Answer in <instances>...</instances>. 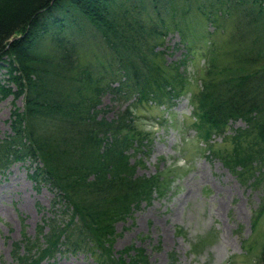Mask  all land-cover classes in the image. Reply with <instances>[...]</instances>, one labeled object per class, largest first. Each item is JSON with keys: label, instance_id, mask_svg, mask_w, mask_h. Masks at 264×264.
I'll return each instance as SVG.
<instances>
[{"label": "trees", "instance_id": "1", "mask_svg": "<svg viewBox=\"0 0 264 264\" xmlns=\"http://www.w3.org/2000/svg\"><path fill=\"white\" fill-rule=\"evenodd\" d=\"M192 13L213 27L201 67L187 25ZM171 31L186 52L167 62L163 39ZM0 67L7 76L0 101H23L11 113L12 134L0 139V175L29 163L30 178L65 202L59 214L52 208L45 243L24 234L11 243L16 264H41L58 252L88 254L95 264H146L133 245L122 252L128 261L112 252L115 225L170 182L163 172L135 175L152 135L138 125L140 106L169 112L188 95L198 152L241 183L264 176V0H0ZM107 95L128 103L110 119L101 106ZM237 121L245 126L227 134ZM263 216L264 195L252 228ZM255 264H264V244Z\"/></svg>", "mask_w": 264, "mask_h": 264}, {"label": "rangeland", "instance_id": "2", "mask_svg": "<svg viewBox=\"0 0 264 264\" xmlns=\"http://www.w3.org/2000/svg\"><path fill=\"white\" fill-rule=\"evenodd\" d=\"M187 25L192 26L195 40L194 65L201 67L200 55L209 45L204 34L212 32L213 27L194 13L188 16ZM163 40L168 48L167 62L183 57L186 50L179 44L177 32H169ZM186 69L191 72L192 66L187 64ZM6 78V70L0 67L2 84ZM191 88L195 90L193 82ZM127 104L113 102L107 95L101 106L110 119ZM15 107L23 109L21 98L14 100L9 96L0 101V139L12 134L11 113ZM191 112L188 95L169 112L147 106L135 111L139 127L152 133L149 154L136 157H141L143 163L136 168L135 175L150 177L163 172L170 182L163 196L153 193L150 204L141 203L130 217L115 225L114 257L128 261L122 252L133 245L143 250L146 264H255L264 244V216L255 228L252 223L264 195V176L258 184H250L251 180L244 184L219 160L206 153L201 155L197 148L203 145L193 138L194 131L188 127ZM229 126L227 134L245 124L237 121ZM214 141L220 143L221 138ZM33 170L29 163H14L0 175V264H16L11 243H20L23 234L30 241L38 238L45 243L47 221L56 217L52 208L57 213L64 209L65 202H58L55 190L30 178ZM38 226L42 227L40 232ZM19 252L24 254L25 249ZM52 258L41 264H95L91 256L82 253L58 252Z\"/></svg>", "mask_w": 264, "mask_h": 264}]
</instances>
